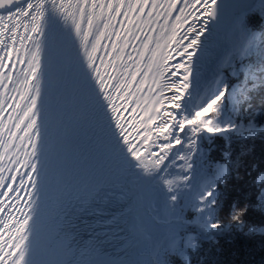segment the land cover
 <instances>
[{
	"label": "snow or ice",
	"instance_id": "1",
	"mask_svg": "<svg viewBox=\"0 0 264 264\" xmlns=\"http://www.w3.org/2000/svg\"><path fill=\"white\" fill-rule=\"evenodd\" d=\"M256 91L264 0H0V264H192L224 228L264 236L248 204L218 219L231 154L210 166L204 148L264 139ZM253 186L264 215V170ZM52 208L89 217V238L53 230Z\"/></svg>",
	"mask_w": 264,
	"mask_h": 264
},
{
	"label": "trees",
	"instance_id": "2",
	"mask_svg": "<svg viewBox=\"0 0 264 264\" xmlns=\"http://www.w3.org/2000/svg\"><path fill=\"white\" fill-rule=\"evenodd\" d=\"M253 24H260L259 18H254ZM251 111L256 113L258 125H264V91L252 93L250 101ZM248 108V105H244ZM250 113L242 111L240 116L247 120ZM230 144V148L228 145ZM249 151L243 155L239 161V178L235 167L242 149ZM205 159L210 166L217 162L224 163V151L228 148L231 158L228 161L233 165L232 174L226 183L220 185V208L218 209V219L223 223H228L229 212L233 205L243 207L250 205L249 211L244 219L249 224H264V215L255 207L256 190L253 186L254 178L260 170H264V139L257 136L255 139L246 142L233 137L231 141L216 138L211 145L205 143ZM210 148V151L208 149ZM255 165V167H253ZM192 264H264V236H246L237 231L234 227H227L219 232L213 240L201 239L200 248L192 256Z\"/></svg>",
	"mask_w": 264,
	"mask_h": 264
},
{
	"label": "bare ground",
	"instance_id": "3",
	"mask_svg": "<svg viewBox=\"0 0 264 264\" xmlns=\"http://www.w3.org/2000/svg\"><path fill=\"white\" fill-rule=\"evenodd\" d=\"M251 0H246V2H250ZM221 38L222 40L227 39V31H224L221 33ZM144 216H145V221H146V228L148 231L153 235L154 239L159 238L161 234H163L166 231V227L161 225L159 228L156 226L152 225L151 222L149 221V217L153 214H155L154 209L149 205L145 204L144 206ZM161 216H163V213H160ZM138 258L141 260H146L148 259V256L145 251V246L139 251L138 253Z\"/></svg>",
	"mask_w": 264,
	"mask_h": 264
},
{
	"label": "water",
	"instance_id": "4",
	"mask_svg": "<svg viewBox=\"0 0 264 264\" xmlns=\"http://www.w3.org/2000/svg\"><path fill=\"white\" fill-rule=\"evenodd\" d=\"M250 2H252V0ZM218 235L219 234L217 233L215 236H218ZM143 247H144V245L141 244V245L135 247L134 249H131L128 253L129 255H126L125 259H139L138 253Z\"/></svg>",
	"mask_w": 264,
	"mask_h": 264
},
{
	"label": "rangeland",
	"instance_id": "5",
	"mask_svg": "<svg viewBox=\"0 0 264 264\" xmlns=\"http://www.w3.org/2000/svg\"><path fill=\"white\" fill-rule=\"evenodd\" d=\"M257 123V122H256ZM264 126V125H263ZM218 234H219V232H218Z\"/></svg>",
	"mask_w": 264,
	"mask_h": 264
}]
</instances>
